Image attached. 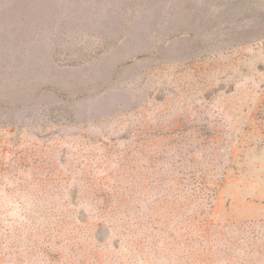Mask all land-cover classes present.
Returning <instances> with one entry per match:
<instances>
[{"label": "rangeland", "instance_id": "obj_1", "mask_svg": "<svg viewBox=\"0 0 264 264\" xmlns=\"http://www.w3.org/2000/svg\"><path fill=\"white\" fill-rule=\"evenodd\" d=\"M0 264H264V0H0Z\"/></svg>", "mask_w": 264, "mask_h": 264}]
</instances>
